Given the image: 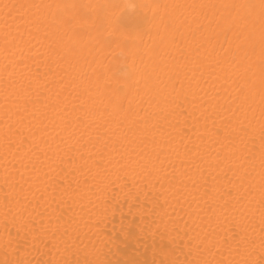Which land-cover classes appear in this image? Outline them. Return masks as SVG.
<instances>
[{"label":"bare ground","instance_id":"bare-ground-1","mask_svg":"<svg viewBox=\"0 0 264 264\" xmlns=\"http://www.w3.org/2000/svg\"><path fill=\"white\" fill-rule=\"evenodd\" d=\"M0 264H264V0H0Z\"/></svg>","mask_w":264,"mask_h":264}]
</instances>
